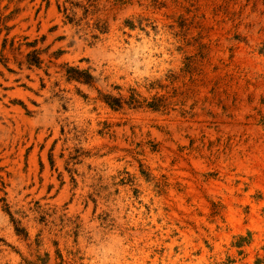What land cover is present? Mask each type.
I'll list each match as a JSON object with an SVG mask.
<instances>
[{"label":"rangeland","instance_id":"rangeland-1","mask_svg":"<svg viewBox=\"0 0 264 264\" xmlns=\"http://www.w3.org/2000/svg\"><path fill=\"white\" fill-rule=\"evenodd\" d=\"M0 264H264V0H0Z\"/></svg>","mask_w":264,"mask_h":264},{"label":"bare ground","instance_id":"bare-ground-1","mask_svg":"<svg viewBox=\"0 0 264 264\" xmlns=\"http://www.w3.org/2000/svg\"><path fill=\"white\" fill-rule=\"evenodd\" d=\"M19 168V167H18ZM187 253V252H186ZM184 255V254H183ZM186 256V255H185ZM188 257V256H187Z\"/></svg>","mask_w":264,"mask_h":264},{"label":"trees","instance_id":"trees-1","mask_svg":"<svg viewBox=\"0 0 264 264\" xmlns=\"http://www.w3.org/2000/svg\"><path fill=\"white\" fill-rule=\"evenodd\" d=\"M76 80H78V79L76 78Z\"/></svg>","mask_w":264,"mask_h":264}]
</instances>
